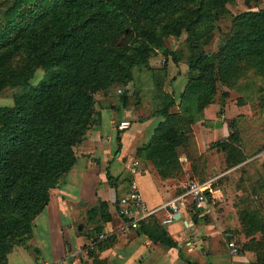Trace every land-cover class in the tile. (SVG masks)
Returning <instances> with one entry per match:
<instances>
[{"label":"trees","instance_id":"16d2710c","mask_svg":"<svg viewBox=\"0 0 264 264\" xmlns=\"http://www.w3.org/2000/svg\"><path fill=\"white\" fill-rule=\"evenodd\" d=\"M189 1L192 0H14L6 9L7 19L0 23V56L20 48L26 55V62L19 71L0 62V90L3 86H20L24 90L14 96L12 107L0 109V264H6V256L13 248L8 242L9 236L16 230L31 235L32 221L48 203L50 189L57 186L60 176L74 165L76 146L94 124V95L112 80L109 69L123 72L126 77L129 75L130 64L123 65L120 61L127 40L121 34L131 35L138 30L144 40L138 49L142 57H148L155 51L164 56H174L162 35L143 21L162 5L169 2L181 5ZM229 1L211 0V7L221 10ZM109 6L120 10L127 21L121 23L118 32H107L101 38L103 42L99 43L89 34V25L98 21L102 10ZM202 15L201 11H196L192 16L173 18L163 26V34L178 36L182 29L189 31ZM245 15L249 18L264 17V10ZM262 29L246 32V45L227 39L213 58L211 56L210 63L206 59L207 54L203 53L190 61L188 80L178 105L181 111H171L174 100L168 95L163 108L157 111L162 119L138 150L144 152L161 174L171 173L170 168L178 167L176 148L187 145L192 133L191 124L203 108L214 101L219 91L217 81L243 69L240 64L246 56H251L249 48L256 55L262 54ZM200 59L202 65L198 61ZM37 67L45 72V78L31 85L29 79ZM228 95L227 91H220L222 100ZM122 99L126 103L127 96L123 95ZM231 126H235L234 120H231ZM214 146L224 152L229 166L245 159L236 129L226 139L215 142ZM106 174L113 184V179L108 172ZM208 194L206 189L205 195ZM124 195L119 196L115 203ZM106 206L105 201L98 200L86 212L87 220L96 222L98 213L100 221L107 219ZM193 213V221L207 217L202 210ZM153 216L139 221L137 228H142L155 241L176 247L177 243L165 227L159 228L156 224L145 226V221ZM250 220L253 230L263 232L259 239L251 237L243 243L241 251H253L257 264H264V223L258 226L254 216ZM94 229L98 232L99 226ZM96 238L91 240L94 245L88 250L89 256H94L95 246L99 244ZM179 256L183 259L181 252ZM185 262L191 264L190 261Z\"/></svg>","mask_w":264,"mask_h":264},{"label":"crops","instance_id":"0c3cea01","mask_svg":"<svg viewBox=\"0 0 264 264\" xmlns=\"http://www.w3.org/2000/svg\"><path fill=\"white\" fill-rule=\"evenodd\" d=\"M186 71V68H180L179 73L171 76V88L167 91L174 100L171 107L173 112L181 111L178 105L188 80ZM181 74L186 80L182 87L177 88L176 77ZM225 90L229 95L223 100L220 93L219 97L215 96L214 101L207 104L191 124L192 133L187 145L176 148L178 167L170 168L171 173L166 171L165 175L145 157L143 151H138L148 141L162 116L155 112L142 121L132 122L126 129H119L114 138L116 129L115 133L111 132L113 119L118 117L120 122L132 117L128 116L125 108L120 110L123 115L119 116L115 115L114 110L111 116L100 109L91 127L93 129H88L90 133H86L85 139L78 145L80 151H77L74 165L61 177L57 186L50 189L48 203L33 219L29 247L13 248L7 254L6 264H188L185 260L191 264H257L253 251L232 253L228 246L230 241L236 243L235 228L240 226L239 221L211 217L206 209L207 203L197 206L189 198L186 208L172 222H163L165 211L145 221L147 227L148 224L165 227L177 243L176 247L153 240L140 227L128 226L115 203L119 196L127 192L132 178L136 180L149 207L161 205L182 193L187 179L196 171L216 170L217 160L213 159L209 148L213 146L216 152L221 151L214 143L226 139L235 129L244 156L256 150L255 142H249V137H254L260 128L261 113L256 108L260 104L255 99V93L252 96L254 91L243 88L240 89L242 95H238L236 91ZM249 92L250 97L247 96ZM237 96H243V100L239 101ZM104 117L109 133L101 136L99 128L102 129ZM231 120L235 121L234 127ZM221 153L225 162V154L223 151ZM134 161L138 162L136 173H131ZM103 166H107L113 184L104 178ZM210 181L205 178L201 182L207 184ZM95 200L106 202L109 215L99 223L94 220L90 222L86 217ZM190 209L194 213L202 210L209 217L208 220L193 221ZM78 224L82 225L81 230ZM95 226H99L98 232ZM231 226L234 228L232 232H226ZM93 238L99 244L95 246L94 256H89L88 250L94 245V241L91 242ZM180 252L184 260L180 258Z\"/></svg>","mask_w":264,"mask_h":264},{"label":"rangeland","instance_id":"374dc122","mask_svg":"<svg viewBox=\"0 0 264 264\" xmlns=\"http://www.w3.org/2000/svg\"><path fill=\"white\" fill-rule=\"evenodd\" d=\"M13 1L0 0V23L6 21L5 11ZM262 10H264V0H230L225 3L224 8L221 10L212 8L211 0H192L181 5L169 2L160 6L150 13L149 17L143 22L148 23L157 34L162 35L167 48L174 51V56L171 54L164 56L155 51L149 53L148 57H142L138 54V49L144 44V40L139 35L138 30L131 35L122 33L121 35L127 40L120 61L123 65L130 64L128 67L130 73L126 77L122 74L123 72L115 71L113 68L109 69L112 79L110 84L94 95V122L100 109L102 111L106 110V113L111 116L113 114L112 110H114L115 115L119 116L123 115L120 110L125 108L128 110V116L132 117V119H128L130 125L132 122L142 121L149 116H153L155 112L163 108L168 95H170L167 90L171 88L170 80H172L173 73H179L180 68H186V73L189 76L188 65L190 61L196 60L199 53L207 54V61L212 62L213 55L217 53L219 47L227 39L236 40L240 45H246L248 43L244 41L247 36L246 32L254 33L258 28L264 30V17L252 16L249 18L245 14ZM196 11H201L203 15L200 20L195 22L191 30L182 29L178 36L170 35L167 37L163 34V26L168 21L177 17L192 16ZM166 17L168 18L166 19ZM99 20L91 23L88 31L95 40L100 41L99 43L103 42L101 38L105 37L107 32L112 30L118 32L121 23L127 21L126 16L120 10H114L111 6L102 10ZM37 30L41 31L42 29L37 28ZM248 54H251V56H246L240 64L243 69L236 70L227 79L217 81L218 87L216 88L219 91L216 96L219 95L220 91H227L225 89L236 91L238 95L241 94L240 89L244 87L254 91L252 96L255 93V99L258 102L255 101L260 104L259 107H256L261 113L260 128L254 137H249V142H255L256 150L240 163L229 166L224 162L221 151L216 152L211 146L209 148L210 153L213 159L217 160L216 170L202 171L201 169L196 171V175L194 174L187 179V181L194 179L200 182L205 178L211 180L206 187L209 190V194L206 196V203L208 204L206 209L211 217H224L228 221L234 219L239 221L240 226L235 228L237 239L236 243L234 242L238 251H241L242 244L248 242L251 237L259 239L262 235L263 231L253 230L250 218L254 216L258 226L264 223V50L262 54L256 55L253 49L249 48ZM25 56L20 48H16L13 53L0 56V62L9 69L19 71L26 62ZM198 61L202 65L201 59ZM44 78L45 72L37 67L34 69L29 83L36 85ZM185 80L182 74L178 75L176 77L177 88L182 87ZM22 92L24 90L20 86H3L0 90V109L12 107L14 96ZM176 92L179 91L176 90ZM251 92L247 95L248 97H250ZM227 93L229 94L228 91ZM123 95L127 96L126 103H123ZM233 95L236 97L235 94ZM237 97L240 101L243 96ZM105 123L106 117L103 119L102 129L99 128L101 136H106L109 133ZM118 123L119 118L116 117L111 124L113 130L111 132L115 133L116 129V133L113 135L114 138L117 137L119 131ZM86 133L90 132L86 130L83 134L82 140L76 146V152L80 151L78 145L85 139ZM101 170L104 178L108 179L107 166L101 167ZM61 179L59 178L58 183ZM97 203L98 200H95L94 205ZM190 212L193 213L194 211L190 209ZM208 218L207 216L205 221ZM100 220L101 217L98 213L96 222L99 223ZM233 229L232 226L231 228L228 227L226 232H232ZM250 232L253 233L250 234ZM29 238L30 234L18 233V230H16L9 236L8 242L13 248L16 246L28 248Z\"/></svg>","mask_w":264,"mask_h":264},{"label":"built area","instance_id":"2783aa9c","mask_svg":"<svg viewBox=\"0 0 264 264\" xmlns=\"http://www.w3.org/2000/svg\"><path fill=\"white\" fill-rule=\"evenodd\" d=\"M130 125L129 121L122 120L118 123L117 127L120 130L126 129ZM138 162L134 161L130 168L131 173H136V166ZM207 184L199 182L194 179L187 181L185 190L169 199L167 202L156 207H149L144 201L142 194L138 188L135 179H131L127 193L120 198L117 203L119 214L126 220V224L132 228H137L139 221L150 216L156 215L160 211H165L164 223L172 222L176 213L185 209L190 198L197 206H203L206 203V190ZM232 253H237L238 249L234 242H228ZM42 264H50L42 262Z\"/></svg>","mask_w":264,"mask_h":264},{"label":"water","instance_id":"95a60500","mask_svg":"<svg viewBox=\"0 0 264 264\" xmlns=\"http://www.w3.org/2000/svg\"><path fill=\"white\" fill-rule=\"evenodd\" d=\"M179 216H180L179 213H176V214L174 215L175 218H178ZM81 228H82V225H81V224L78 225V229L81 230Z\"/></svg>","mask_w":264,"mask_h":264}]
</instances>
